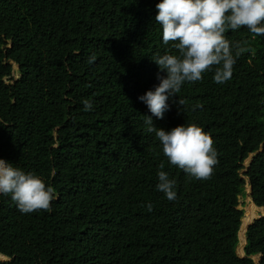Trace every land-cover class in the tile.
Returning a JSON list of instances; mask_svg holds the SVG:
<instances>
[{
    "label": "trees",
    "instance_id": "obj_1",
    "mask_svg": "<svg viewBox=\"0 0 264 264\" xmlns=\"http://www.w3.org/2000/svg\"><path fill=\"white\" fill-rule=\"evenodd\" d=\"M158 2L0 0V159L57 197L22 214L0 195V264H264V37L227 31L231 78L206 72L152 117L209 135L217 163L198 180L168 163L137 99L164 75L151 59L175 54L154 22ZM11 63L20 78L7 83ZM160 170L176 181L174 201L156 190ZM246 185L262 217L243 228Z\"/></svg>",
    "mask_w": 264,
    "mask_h": 264
},
{
    "label": "clouds",
    "instance_id": "obj_2",
    "mask_svg": "<svg viewBox=\"0 0 264 264\" xmlns=\"http://www.w3.org/2000/svg\"><path fill=\"white\" fill-rule=\"evenodd\" d=\"M155 9L154 22L160 27L162 43L173 42L175 54L165 52L151 59L164 75L158 74L159 83L137 98L151 114L143 116L144 125L159 141L170 165L195 179H207L217 163L209 135L195 124L164 130L154 126L152 117L162 120L170 110L169 101L182 86L202 80L206 72L214 71L212 78L217 84L231 78L236 58L225 33L246 27L255 36L264 37V0H159ZM177 103L182 106L185 102ZM83 105L84 111L93 110L91 101L84 100ZM159 168H164L163 162ZM157 180L156 190L174 201L176 181L163 170L157 172ZM0 195H10L22 214L50 210L57 198L54 189L38 175L4 159H0ZM152 207L146 204L148 211Z\"/></svg>",
    "mask_w": 264,
    "mask_h": 264
},
{
    "label": "rangeland",
    "instance_id": "obj_3",
    "mask_svg": "<svg viewBox=\"0 0 264 264\" xmlns=\"http://www.w3.org/2000/svg\"><path fill=\"white\" fill-rule=\"evenodd\" d=\"M12 64V75L9 78H6L5 81L7 83H12L13 81H16L20 78L19 75V70L17 69V65L15 63H11ZM245 196L242 198H240V201L244 202V209L246 210V214L247 216L242 219L243 222V228H245L248 224L252 223L253 221L258 220L259 218L262 217V211L259 210L257 207H254L253 204L251 203V200L249 198V192H248V186L246 185L245 188ZM244 229L241 232L239 239H240V247L238 248V253L240 256H242V250L241 248L244 246L245 244V239L243 238L244 236Z\"/></svg>",
    "mask_w": 264,
    "mask_h": 264
},
{
    "label": "water",
    "instance_id": "obj_4",
    "mask_svg": "<svg viewBox=\"0 0 264 264\" xmlns=\"http://www.w3.org/2000/svg\"><path fill=\"white\" fill-rule=\"evenodd\" d=\"M17 69L19 70L18 65H17ZM250 190H251V188L248 186V192H250ZM258 209L261 210L260 208H258ZM253 223H254V221L252 223H250V224H253Z\"/></svg>",
    "mask_w": 264,
    "mask_h": 264
}]
</instances>
